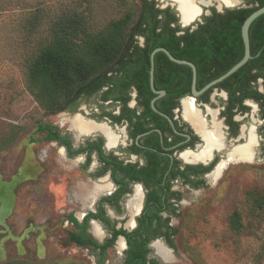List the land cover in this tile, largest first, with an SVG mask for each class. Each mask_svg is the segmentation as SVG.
<instances>
[{
  "label": "rangeland",
  "instance_id": "1",
  "mask_svg": "<svg viewBox=\"0 0 264 264\" xmlns=\"http://www.w3.org/2000/svg\"><path fill=\"white\" fill-rule=\"evenodd\" d=\"M134 1L122 6L120 0H0V264H96V252L69 239L75 227L67 217L80 218L90 210L105 192L103 183L81 169L84 156L68 158L37 130L42 124L58 126L59 120L67 130L63 120L70 116L51 112L37 99L28 87V67L49 40L48 30L59 14H88L89 29L100 31ZM171 1L158 0L160 7L170 5L177 12ZM209 1L207 14L209 7L219 8L218 0ZM78 112L98 115V95L81 100ZM96 166L95 161L89 171ZM204 180L200 188H180L178 214L171 217L178 229L177 249L171 248L172 255L167 248L170 263H164L253 264L256 253L264 251V210L252 207L249 193L264 187V162L245 166L237 183L230 177L218 186L210 177ZM236 210L245 224L240 233L229 222ZM124 250L120 243L108 248L105 264H121Z\"/></svg>",
  "mask_w": 264,
  "mask_h": 264
},
{
  "label": "flooded vegetation",
  "instance_id": "2",
  "mask_svg": "<svg viewBox=\"0 0 264 264\" xmlns=\"http://www.w3.org/2000/svg\"><path fill=\"white\" fill-rule=\"evenodd\" d=\"M205 7L202 14L205 13L204 16L212 14L211 7L208 8L210 10L208 14ZM214 8L223 13L225 9L235 7L225 5L222 10ZM194 21L188 26H182L179 18L181 27H189L191 30L205 22L203 18ZM215 23L217 24V21ZM249 38L252 50L250 32ZM150 39L135 36L131 49L146 47L147 42L152 43ZM242 41L244 49L241 44L233 45L231 52H213L210 55L212 60L205 63L204 69L199 70L198 65L192 61L196 66L197 90H202L238 61L226 72L208 82H205L206 77L218 74L232 60L240 58V61L243 58L245 54L243 36ZM151 53L150 61L145 63L140 61L142 57L140 51L134 53L132 60L126 57L122 61H116L105 69L104 83L97 92L91 96L80 95L68 107L56 111L60 113L59 115L64 114L70 118L79 114L86 120L101 124L102 131L80 134L69 124L67 125L74 132L69 127L64 130L62 129L64 124L59 120L58 126L42 124L51 126L52 132L57 135L51 139L49 130H39L40 125L37 128L39 132L45 134L46 140L56 143L60 149L63 148L62 152L68 158L84 156L85 161L81 169L87 171L89 177L98 178L97 183H103L101 186H105L104 189L101 187L105 192L101 193L103 195L98 200L95 199V204L93 202L94 206H90V210L82 213L80 218L72 214L81 222L89 212H96L99 203L101 204L109 222L91 218L88 228V233L99 243H104L113 236V227L127 232L139 227L146 229L148 226L143 225L141 219H148L150 215H153L155 221L169 219L172 225L171 217L178 214V203L182 200L180 189L182 186L200 188L205 183V177L212 178L217 186L227 177L233 178L237 183L243 176L245 166L264 162V59L260 52H251L249 60L225 78L228 79L237 73L225 84L221 83L225 80L223 79L199 94L193 93V68L190 66V69L172 71L170 61L178 62L172 60L166 52L157 60L154 59L152 83ZM143 64L145 67L138 66ZM146 72L147 82L144 78ZM189 74L191 78L188 81ZM96 95L99 97L98 115L89 117L78 112L81 100ZM185 101L193 102L207 131L216 130L219 133L217 144L207 146L201 131L186 116ZM64 139L70 143L71 151L68 144L63 142ZM92 144L98 145L99 150L97 148L89 150ZM248 144L250 145L247 155L235 153L237 149ZM95 161L97 162L95 170L89 171ZM188 178L191 181H188ZM195 183H198L197 186ZM138 189L140 190L138 207L135 205L132 209L130 201ZM172 206L176 208L175 212ZM108 208L121 216H113ZM94 225H99L103 239L102 235L95 234ZM159 227L161 226L156 221L150 228V234H162L164 227ZM121 238L124 241L120 240ZM161 239L165 241L162 236L152 239L149 247L152 249L154 243L160 240L172 253L171 247ZM115 243L125 244V250L128 247L127 239L122 234L118 235ZM82 247L92 250L90 246ZM156 255L165 264L157 253ZM156 255L153 252L152 256Z\"/></svg>",
  "mask_w": 264,
  "mask_h": 264
},
{
  "label": "trees",
  "instance_id": "3",
  "mask_svg": "<svg viewBox=\"0 0 264 264\" xmlns=\"http://www.w3.org/2000/svg\"><path fill=\"white\" fill-rule=\"evenodd\" d=\"M120 4L125 6L126 0H120ZM263 5L264 0H246L245 6L227 8L223 13L211 7L212 14L204 16L205 22L193 30L181 27L174 8L170 5L160 7L158 0L132 2V8L120 18L111 20L100 31L89 29L88 14L63 12L53 19L48 30L49 40L29 64L28 87L51 112H56L68 107L80 95L91 96L97 92L104 83L106 75L104 71L107 67L126 57L132 60L134 53L139 51L142 53L140 61L145 63L150 61V53L154 48L165 47L175 56L196 63L199 70L204 69L205 63L212 60L210 55L213 52H231L233 45L241 44L244 49L242 24L248 15ZM249 32L253 43L251 52H260L264 59V14L251 23ZM135 36L151 38L152 43L147 42L146 47H140L138 50L131 49ZM161 54L165 53L157 52L155 59L157 60ZM239 59L232 60L218 74L206 77L205 82L226 72ZM170 62L172 71L190 69L188 65ZM138 66L145 67L144 64ZM147 74L146 72L144 77L146 82ZM229 78L221 83L225 84ZM39 130H49L51 139L57 136L52 132L51 126L40 125ZM63 142L68 144L71 151L70 143L65 139ZM93 148L99 150L96 144L89 146V150ZM188 181L191 180L188 178ZM197 184L195 183L196 186ZM249 196L252 207L257 212L264 210V187L254 189ZM175 209L172 206L173 212ZM68 218L75 227L70 232L69 239L77 245L92 247L97 256L96 264H105L108 248L115 244L119 234L126 237L128 244L121 264H163L158 257L152 256L153 251L149 247V242L160 236L171 248L177 249L175 236L178 229L170 225L169 219L156 220L159 226L164 227L162 234H150L151 226L156 223L153 215H150L148 219H141V223L148 226L146 229L139 227L127 232L113 227V236L104 243H99L88 233V228L91 218L109 222L100 203L97 211L89 212L81 222L72 214ZM229 222L233 231L237 233L244 231L245 224L238 210L232 213ZM263 257L264 251H258L253 264H262Z\"/></svg>",
  "mask_w": 264,
  "mask_h": 264
},
{
  "label": "bare ground",
  "instance_id": "4",
  "mask_svg": "<svg viewBox=\"0 0 264 264\" xmlns=\"http://www.w3.org/2000/svg\"><path fill=\"white\" fill-rule=\"evenodd\" d=\"M172 1H174L178 5L182 21L185 25L192 23L194 20H197L202 15L203 12L202 5L207 6L210 4L209 0H172ZM218 1H219V5L225 4L226 6H234L239 4L242 0H218ZM184 106L187 114L186 116H188L194 122L198 130L201 131V133L203 134V136L207 141V146L211 147L217 144L219 140V133H217L216 130L207 131L203 127L204 123L200 119L198 112L194 107L193 102L185 101ZM63 122L69 124L71 127L74 128V130L77 133L80 134H89L91 132L103 130V126L101 124L95 123L91 120H86L84 117H82L79 114L73 118H66L65 120H63ZM249 145L250 144L242 146L240 149H237L235 153L240 152L241 154L247 155L249 153L248 152ZM101 187L104 188L105 186H101ZM139 198H140V190L138 189L137 194L130 201V208L134 209L135 205L138 207ZM93 230L95 234L101 235L100 230H98L97 227L94 228ZM120 240L124 241L122 238ZM154 245L156 247L155 248L156 252L163 258L165 262H167L170 259V255H171L170 251L164 245L160 244L159 241L155 242Z\"/></svg>",
  "mask_w": 264,
  "mask_h": 264
},
{
  "label": "water",
  "instance_id": "5",
  "mask_svg": "<svg viewBox=\"0 0 264 264\" xmlns=\"http://www.w3.org/2000/svg\"><path fill=\"white\" fill-rule=\"evenodd\" d=\"M171 1V0H170ZM171 5L175 6L176 10H177V15L180 18V22L182 24V26H188L185 25L182 21L181 15H180V11H179V7L178 5L174 2L171 1ZM206 5H202V9L204 11V7ZM239 6H245V2L244 0H242L239 4L234 5V6H227V7H239ZM220 10L223 9V5L220 4L219 5ZM264 14V5L259 7L258 9H256L255 11H253L250 15L247 16V18L244 20L243 26H242V36H243V40H244V45H245V54L243 56V58L238 61L233 67H231L226 73H224L223 75H221L220 77L212 80L211 82H209L202 90H197L196 89V66L192 61L189 60H185V59H178L176 57H174L166 48L164 47H157L155 48L152 53H151V82L153 83L154 80V59H155V54L158 51H164L166 52L169 57L178 62V63H183V64H187L189 66H191L193 68L194 71V77H193V93L194 94H199L202 91H204L205 89H207L208 87H210L211 85L222 81L223 79H225L226 77H228L230 74L234 73L238 68H240L241 66H243L251 57V48H250V38H249V28L251 23L260 15Z\"/></svg>",
  "mask_w": 264,
  "mask_h": 264
}]
</instances>
